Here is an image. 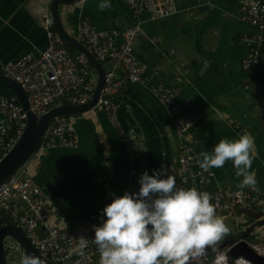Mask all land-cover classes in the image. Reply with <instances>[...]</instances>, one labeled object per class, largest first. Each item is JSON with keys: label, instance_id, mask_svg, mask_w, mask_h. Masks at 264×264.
Listing matches in <instances>:
<instances>
[{"label": "crops", "instance_id": "1", "mask_svg": "<svg viewBox=\"0 0 264 264\" xmlns=\"http://www.w3.org/2000/svg\"><path fill=\"white\" fill-rule=\"evenodd\" d=\"M48 2L0 0V65L46 47L42 14ZM248 2L175 0L176 12L167 16H154L147 10L134 14L121 0H110L111 7L104 10L98 8L99 0L59 4L58 10L64 30L72 36L83 17L103 31L138 24L133 48L142 73L151 82L175 86V98L196 111L193 144L199 157L219 139H235L247 130L255 139L256 152L250 171L264 192V48L257 69L248 72L242 63L248 44L242 36L256 28L239 16L241 4ZM117 74L124 79L121 68ZM114 100L119 103L118 117L126 134L133 133L135 138L121 136L103 109L94 106L68 114L76 146L36 151L23 165L53 199L56 213L50 222L62 229L78 226L101 211L112 198L110 193L137 191V178L144 170L151 174L163 164L177 186L183 187L173 114L141 83L124 81ZM105 148L110 155H104ZM211 171V186L237 188L240 178L231 161ZM216 213L229 228L219 244L238 239L264 244V199L250 210Z\"/></svg>", "mask_w": 264, "mask_h": 264}, {"label": "built area", "instance_id": "2", "mask_svg": "<svg viewBox=\"0 0 264 264\" xmlns=\"http://www.w3.org/2000/svg\"><path fill=\"white\" fill-rule=\"evenodd\" d=\"M134 14L143 10L154 16H167L176 12L175 0H121ZM240 19L256 31L242 36L248 44V52L242 63L248 72L257 69L264 48V0H249L240 6ZM42 28L47 37L46 47L40 51H28L0 65V74L16 81L26 94L29 109L41 116L48 110L64 104H83L90 99L96 83V72L88 58L81 52L69 53L58 35L49 8L42 14ZM138 24L122 29L98 30L88 18L80 19L74 37L93 54L97 61L109 64L105 68L104 83L95 106L105 112L108 122L121 136L126 134L118 117L119 103L115 95L124 81L136 82L150 88L160 104L173 114V127L178 139V177L181 186L195 187L208 192L216 212L228 209L250 210L264 199L259 188L225 189L211 186L212 171L199 167L201 159L194 149L197 130L196 111L175 98L177 88L149 81L142 73L134 52L138 37ZM119 38V40H118ZM121 68L124 79L117 74ZM0 85V160L13 148L24 127L26 114L12 93H6ZM76 146L74 128L68 114L53 116L45 130L37 151L54 147ZM53 199L27 173L23 166L7 181L0 184V227L7 222L22 229L42 264H99V252L94 244L93 225L103 217L102 211L93 212L80 225L60 228L50 222L55 215ZM88 239L82 254L73 251L80 236ZM249 246L264 256V244L250 242ZM6 264H19L26 254L21 243L10 235L2 239ZM244 257L235 258V262ZM163 264V263H162Z\"/></svg>", "mask_w": 264, "mask_h": 264}, {"label": "clouds", "instance_id": "3", "mask_svg": "<svg viewBox=\"0 0 264 264\" xmlns=\"http://www.w3.org/2000/svg\"><path fill=\"white\" fill-rule=\"evenodd\" d=\"M110 7V0H99L100 10ZM104 155H110L107 148ZM200 157L199 167L205 171L231 161L240 178L237 188H257L255 173L250 171L256 157L255 139L247 130L235 139H219L210 151L202 150ZM137 183V191L110 193L112 198L101 210L103 217L93 225L99 264H188L191 257L218 246L229 234L211 195L195 187L177 186L163 164L151 174L142 171ZM87 246L88 239L81 235L73 251L82 254ZM227 262V254L218 257V264ZM19 264H42V260L23 254Z\"/></svg>", "mask_w": 264, "mask_h": 264}, {"label": "water", "instance_id": "4", "mask_svg": "<svg viewBox=\"0 0 264 264\" xmlns=\"http://www.w3.org/2000/svg\"><path fill=\"white\" fill-rule=\"evenodd\" d=\"M74 1L76 0H49L48 8L54 20V27L60 38L64 41L67 51L71 53L72 49H76L77 51L83 53L96 71V83L91 97L83 104H64L54 107L37 117V115L29 109L26 94L21 86L11 78L0 74V85L7 88L16 96L26 114L25 127L21 136L13 148L0 160V184L7 181L12 175H14L26 163V161L36 153L47 125L53 116L59 114L81 113L93 108L96 105L100 90L104 83L105 68L102 63L96 60L86 46L64 30L59 17L58 5ZM5 235H10L17 239L23 246L26 254L36 256L29 239L25 236L22 229L10 222H7L0 227V264H6L2 248V239ZM250 242L254 241L238 239L232 243L225 242L216 247L206 249L205 253L227 246V253L231 257L238 258L242 256L248 259L252 264H264V256L254 251L249 246Z\"/></svg>", "mask_w": 264, "mask_h": 264}, {"label": "rangeland", "instance_id": "5", "mask_svg": "<svg viewBox=\"0 0 264 264\" xmlns=\"http://www.w3.org/2000/svg\"><path fill=\"white\" fill-rule=\"evenodd\" d=\"M210 252H211L210 255L204 253L203 255L190 258L188 264H218V262H215V260H218V257L221 255L228 254L227 248H218ZM230 259L233 260L232 263H229ZM240 263L245 264V262L241 260L235 262V258L231 256L228 258V262H227V264H240Z\"/></svg>", "mask_w": 264, "mask_h": 264}, {"label": "trees", "instance_id": "6", "mask_svg": "<svg viewBox=\"0 0 264 264\" xmlns=\"http://www.w3.org/2000/svg\"><path fill=\"white\" fill-rule=\"evenodd\" d=\"M3 88V90L6 92V93H11L7 88H5V87H2ZM222 248H226V247H222ZM210 253L211 252H206L205 254H208V255H210ZM227 257L229 258L230 256H229V254H227ZM232 259H230V262L229 263H232ZM161 263H163V261L161 262Z\"/></svg>", "mask_w": 264, "mask_h": 264}, {"label": "bare ground", "instance_id": "7", "mask_svg": "<svg viewBox=\"0 0 264 264\" xmlns=\"http://www.w3.org/2000/svg\"><path fill=\"white\" fill-rule=\"evenodd\" d=\"M215 262H218V260H215ZM241 264V263H240Z\"/></svg>", "mask_w": 264, "mask_h": 264}]
</instances>
